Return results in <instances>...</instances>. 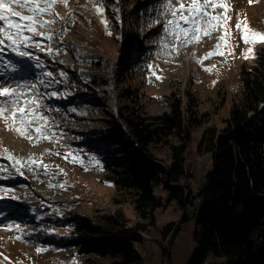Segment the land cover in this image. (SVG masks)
I'll return each mask as SVG.
<instances>
[{
  "label": "rangeland",
  "instance_id": "obj_1",
  "mask_svg": "<svg viewBox=\"0 0 264 264\" xmlns=\"http://www.w3.org/2000/svg\"><path fill=\"white\" fill-rule=\"evenodd\" d=\"M225 2L231 7V38L225 36V41L218 40L222 35L219 30L187 44L182 33L178 38L166 31L167 21L179 19L180 13L174 18L164 7L165 0H99L102 14L97 13L94 0H69L66 7L55 6L58 15L44 17L55 20L41 29L52 39L33 37L44 50L21 45V50L32 53V58H22L8 41L0 46V67L6 65L0 69V81L35 84V89L23 91L26 98H38L41 106L36 114L46 117L32 124L31 142L9 131L0 119V264H115L119 256L81 255L65 245L72 226L64 218L72 212L92 221L102 214L122 215L127 225H144L143 240L135 242L141 264H188L194 247V218L179 220L190 208L171 200L154 211L155 224L149 226L148 210L136 208L131 190L115 188L109 179L112 172L104 164L109 158L128 155L119 114L130 108L141 115H156L170 108L173 95L184 100L188 95L195 100L193 109L203 120L201 126L222 125L240 90L241 66L255 60L244 58L249 45L242 42L237 21L246 20L252 30L264 32V0H253L251 5L249 0ZM14 10L28 14L24 9ZM222 12L217 9L212 14ZM218 42L220 47L215 48ZM251 46L256 56L264 43ZM83 48L88 51L83 53ZM209 52L217 54L205 59ZM50 57L61 65L49 67ZM18 61L24 64L19 68L28 73L14 77ZM48 72L52 75H45ZM127 89L133 91L132 97L125 95ZM52 92L57 95L52 96ZM37 127L47 137L38 142ZM201 130H195L194 136ZM105 139H111L110 145L117 149L114 156L87 145ZM159 151L161 161L168 162L167 148L162 146ZM9 155L20 163L8 159ZM189 161L195 166L189 181L196 185L210 164V155L193 149ZM155 190L166 195L160 186ZM169 223L170 228L162 233ZM38 248L44 251L38 254ZM224 262L223 257L209 254L204 264Z\"/></svg>",
  "mask_w": 264,
  "mask_h": 264
},
{
  "label": "trees",
  "instance_id": "obj_2",
  "mask_svg": "<svg viewBox=\"0 0 264 264\" xmlns=\"http://www.w3.org/2000/svg\"><path fill=\"white\" fill-rule=\"evenodd\" d=\"M51 58L47 65L58 66ZM238 76L240 90L220 127L201 126L203 120L193 109L195 100L188 95L186 100L173 95L170 108L156 115H141L132 108L120 113L128 155L109 158L104 164L112 172L109 179L115 188L131 190L136 208L148 210L149 226L155 224L154 211L171 200L180 207L191 206L179 220L194 218L188 264H204L209 254L223 257V264H264V48L257 50L254 62L241 66ZM124 92L133 96L132 90ZM200 127L195 137L193 132ZM111 143L105 139L87 145L114 156L117 149ZM162 146L169 155L165 163L159 155ZM193 149L210 155V164L196 185L189 181L195 173L189 161ZM159 186L166 191L164 197L156 193ZM120 216L102 214L92 221L84 214L70 213L64 218L72 226L65 245L81 255L119 256L115 264H141L135 242L143 240L146 227L140 222L127 225Z\"/></svg>",
  "mask_w": 264,
  "mask_h": 264
},
{
  "label": "snow or ice",
  "instance_id": "obj_3",
  "mask_svg": "<svg viewBox=\"0 0 264 264\" xmlns=\"http://www.w3.org/2000/svg\"><path fill=\"white\" fill-rule=\"evenodd\" d=\"M68 2L69 0H0V21L3 22V26H0V46H4L5 41H8L17 56L32 58V53L21 50V45H32L44 50L41 47V42L34 40L33 37L40 36L44 39H52L51 34H46L41 29L45 25L54 23L55 20H46L44 17L58 15L54 12L55 6L61 4L66 7ZM252 2L253 0H249L250 5ZM94 3H96L97 13L102 14V4L99 3V0H94ZM164 7L174 18L177 17V13H180L179 19L167 21L165 30L178 35V38L179 34L182 33L183 42L186 44L193 41L200 42L203 36H210L213 31L218 30L222 32V35L218 38L219 41H225V36L231 38V30L228 28V21L231 19L228 13L231 11V7L225 0H175V4L172 0H165ZM15 8L24 9L28 14L16 11ZM217 9H222L223 12L216 15L212 14ZM184 13H187V15H184ZM181 20L183 25H188V27H184ZM101 22L107 26L106 20ZM236 28L241 32L242 42L249 45L244 58L255 59L254 49L251 45L264 43V32L252 30L246 20H238ZM25 33H28V35H25ZM219 47L220 43L218 42L215 48ZM0 51H3V47H0ZM51 51L52 49L48 48V52L51 53ZM213 54L217 53L209 52L206 54L205 59ZM218 54L223 55V53ZM35 59L37 60V66H40L39 58L36 57ZM198 62L202 63V61ZM8 66L12 67L14 71L16 70L11 62ZM205 71L210 72L211 68H206ZM45 75L51 76L52 73L48 72ZM61 75L64 74L61 73ZM29 87L35 89L36 85L0 81V119L5 121L9 131H15L19 136L31 142L33 141V135L29 132V129L34 122L44 120L46 117L36 114V109L41 106L36 96H32L30 99L26 98L23 89ZM51 95L56 96L57 93L52 92ZM35 132L38 134L36 137L37 142L40 138H47L41 128L37 127ZM4 151L7 152V149ZM8 159L14 160L17 164L20 163L13 156L9 155ZM11 227V225L8 226L9 229ZM16 227L19 228L18 225ZM42 251L44 249H37L38 254Z\"/></svg>",
  "mask_w": 264,
  "mask_h": 264
},
{
  "label": "built area",
  "instance_id": "obj_4",
  "mask_svg": "<svg viewBox=\"0 0 264 264\" xmlns=\"http://www.w3.org/2000/svg\"><path fill=\"white\" fill-rule=\"evenodd\" d=\"M193 203L196 204L197 203V197H195V199H193ZM187 206L190 208L191 206L187 204Z\"/></svg>",
  "mask_w": 264,
  "mask_h": 264
},
{
  "label": "crops",
  "instance_id": "obj_5",
  "mask_svg": "<svg viewBox=\"0 0 264 264\" xmlns=\"http://www.w3.org/2000/svg\"><path fill=\"white\" fill-rule=\"evenodd\" d=\"M19 70H21V69H19ZM19 74H22V75H24L23 73H19V71H17V72H15V73H14V75H13V76L15 77V76H18Z\"/></svg>",
  "mask_w": 264,
  "mask_h": 264
},
{
  "label": "bare ground",
  "instance_id": "obj_6",
  "mask_svg": "<svg viewBox=\"0 0 264 264\" xmlns=\"http://www.w3.org/2000/svg\"><path fill=\"white\" fill-rule=\"evenodd\" d=\"M198 202H199V198L197 197V203H198ZM197 203H196V204H197Z\"/></svg>",
  "mask_w": 264,
  "mask_h": 264
}]
</instances>
